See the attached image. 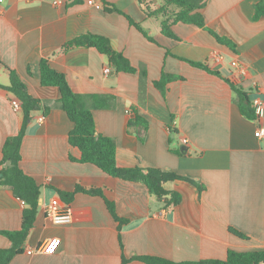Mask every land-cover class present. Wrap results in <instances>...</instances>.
<instances>
[{
    "label": "crops",
    "instance_id": "obj_1",
    "mask_svg": "<svg viewBox=\"0 0 264 264\" xmlns=\"http://www.w3.org/2000/svg\"><path fill=\"white\" fill-rule=\"evenodd\" d=\"M261 1L206 0L207 29L229 40L233 49L208 30L184 23L172 27L173 37L164 35L162 18L147 14V6L154 11L161 0H147L148 5L139 0L0 2V85L10 84L8 69L13 70L29 95L53 106L45 116L33 113L22 143L20 167L40 186L41 198L34 230L10 264H146L132 260L144 256L198 264L225 260L230 250H264V138L255 135L264 129V116L244 117L233 88L247 94L252 107L256 98L264 101V17L255 20ZM112 8L120 12H109ZM86 34L109 39L137 72L106 75L110 63L105 55L73 44ZM43 59L66 75L76 94L107 98L110 107L93 115L97 133L115 142L118 167L174 173L202 190L184 181L167 183L165 189L180 194L182 201L166 206L143 183L73 161L82 155L69 143L75 125L59 107L60 91L41 84ZM234 60L245 66L246 78L236 76ZM164 73L182 77L170 82L165 94L155 86ZM13 98L0 89V170L5 142L23 123L22 111L11 106ZM135 117L147 130L129 127ZM170 127L177 133L171 134ZM78 187L103 196L76 192ZM61 193L75 195L69 202ZM56 197L71 209L68 225H56L46 216ZM106 200L128 220L121 231L123 248ZM28 207L10 187L0 186V249L12 247L2 233L19 231ZM55 240L59 246L52 254L26 253Z\"/></svg>",
    "mask_w": 264,
    "mask_h": 264
},
{
    "label": "trees",
    "instance_id": "obj_2",
    "mask_svg": "<svg viewBox=\"0 0 264 264\" xmlns=\"http://www.w3.org/2000/svg\"><path fill=\"white\" fill-rule=\"evenodd\" d=\"M141 4L148 5L147 0H139ZM162 6L154 11L149 10L147 6V14L150 17L162 18V31L164 35L173 37L172 27L178 23L193 25L202 29H207L206 22L202 11L206 6V0H161ZM109 12H120L116 8L108 10ZM264 17V0H262L257 8L255 20ZM130 23L135 26L150 42L157 44L154 38L150 37L145 30L136 23L132 18L127 16ZM219 43L224 44L231 49L233 46L226 38H222L216 33L208 30ZM78 46L96 48L101 54L105 55L112 69L117 73L135 74L137 70L131 65L130 61L120 52L113 49L109 39L86 34L77 38L74 43ZM168 55H171L168 51ZM191 65L202 68L208 72H212L205 64L187 61ZM0 65L4 66L0 60ZM41 84L43 87L56 88L61 93L59 107L65 111L74 123V130L69 136V143L72 147H76L81 151V158L73 161L93 164L110 176L119 178L129 182L143 183L148 190L159 201L165 202L166 206H176L180 204L182 198L176 192H169L165 189V184L170 182L184 181L195 185L201 189L193 181L174 173H167L159 169H141V168H120L116 161V145L109 138L99 135L96 130V123L93 111L101 108H109L107 98L94 95H80L73 92L70 88L66 75L54 70L47 59L41 61ZM10 84L8 86L0 85V89L9 92L14 98L18 99L22 104L23 123L19 133L10 137L5 142L3 148V158L0 170V186L10 187L15 196L25 202L29 207L23 212L22 227L19 231L3 232L12 247L9 249H0V264H10L11 261L22 252V246L34 230L36 217L38 215L39 203L41 198V188L36 181L29 175L25 174L20 167L22 161V143L26 136L28 126L32 120V115L36 111H42L43 115H47L53 106L43 104L41 100L33 98L29 95L24 82L19 75L8 69ZM180 76H171L166 73L155 83V86L162 92L166 93L167 85L174 80H181ZM239 96V108L242 115L248 119H255L256 114L253 109L248 95L240 88L233 87ZM141 126L147 130L144 121L135 117L130 119L129 127ZM171 134L177 131L170 127ZM180 153V152H179ZM185 154V153H180ZM202 190V189H201ZM76 192H84L91 195L103 196L101 191L77 188ZM66 201H72L74 193L60 194ZM107 207L119 224V240L122 245L121 231L122 227L128 223V220L118 217L114 203L106 200ZM233 234L240 238H245L238 231L231 230ZM132 260H139L146 264H196L194 262H173L159 257H135ZM127 261L125 260L124 264ZM198 264H264V250L251 252H236L230 250L225 260H204Z\"/></svg>",
    "mask_w": 264,
    "mask_h": 264
},
{
    "label": "built area",
    "instance_id": "obj_3",
    "mask_svg": "<svg viewBox=\"0 0 264 264\" xmlns=\"http://www.w3.org/2000/svg\"><path fill=\"white\" fill-rule=\"evenodd\" d=\"M3 0H0L2 2ZM219 60H222V57L216 55ZM231 67L236 71V76L242 80L247 77V69L243 66L238 60H234L231 63ZM104 73L106 75H111L113 73V69L111 66H107L104 68ZM11 106L16 112L22 111L21 102L13 98L11 99ZM253 109L255 110V114L258 119H261L264 116V101L261 98H256L253 101ZM44 118V117H43ZM43 118L40 121H43ZM257 138H264V129L259 128L255 133ZM181 142L187 145L188 140L186 138H182ZM25 203V202H24ZM47 218L56 225H68L72 222V212L68 205H64L61 203L59 197L54 198L50 205L46 209ZM59 246V241H48L47 243L41 245L40 247L33 249L31 248L26 253L28 255L33 254H52L56 252Z\"/></svg>",
    "mask_w": 264,
    "mask_h": 264
},
{
    "label": "rangeland",
    "instance_id": "obj_4",
    "mask_svg": "<svg viewBox=\"0 0 264 264\" xmlns=\"http://www.w3.org/2000/svg\"><path fill=\"white\" fill-rule=\"evenodd\" d=\"M2 82V81H1ZM5 83L4 84H6V82H7V80L5 79V81H4Z\"/></svg>",
    "mask_w": 264,
    "mask_h": 264
}]
</instances>
